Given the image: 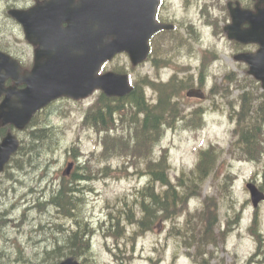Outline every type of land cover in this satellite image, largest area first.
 I'll return each instance as SVG.
<instances>
[{"label": "trees", "instance_id": "1", "mask_svg": "<svg viewBox=\"0 0 264 264\" xmlns=\"http://www.w3.org/2000/svg\"><path fill=\"white\" fill-rule=\"evenodd\" d=\"M252 84H255L254 80H251ZM200 84H203L200 82ZM214 93H218L222 97H226L230 93V84H227L226 86H221L213 89ZM174 93H170L168 97L173 96ZM127 106L124 107L123 110L125 112H121L119 110H116L114 113H117L118 118L123 116V114L129 115L130 117L137 116L139 112H142L144 115L143 117V123L144 125L152 131H156L155 125L157 122L166 123L169 124L172 121H175L176 114L185 113V110L180 107V105L173 103L170 108V111H166V106L163 109H160V107H146L144 100H143V94L139 92V90H133L130 95L127 98L126 102ZM236 104V107L234 106ZM124 106V104H123ZM117 106L113 104L112 102H107L104 105V110L97 111L96 113V120L103 121L105 118L111 119V116L114 109ZM121 107V106H120ZM174 107V108H173ZM229 114L235 113L236 115V129L233 131L234 135L238 136V140L236 143V150L242 155L239 156L238 159L246 160V161H255L260 162L261 158L264 156V130L262 129V124L264 123V91L257 93L256 88L249 89L247 91H243L242 94H240L237 98H235L232 101L228 102L227 107ZM236 109H238V112H236ZM195 112L192 113L189 118L185 121L186 124L197 126L196 120L200 118V121L202 122L201 114H202V108L193 110ZM188 113V114H190ZM46 139V138H45ZM37 141V139H35ZM46 141H43L44 147ZM42 145L39 147L32 146V148L38 149L37 152H40L43 150L41 148ZM31 148V149H32ZM219 148V147H218ZM214 146H209L203 151L197 152V170L196 172L190 171L188 173L182 174L181 176L176 177V183L171 184V180L168 177V171L171 168L170 162L166 159L161 160L158 163H154L152 165H149L147 167L140 166L138 168H135V173L137 174H145L147 182H149V190H136L134 191L131 196L132 198L126 196L123 194H118L108 200H106L105 208L107 210L105 220L98 226V231L103 236V241L106 242L107 238H115L119 239L120 237H125L128 234L134 235L131 231L139 230L142 227L141 222L138 218V210H135L132 205L135 207H140L141 209L144 208V200L142 198L143 195H147L149 192H152L155 188L153 186V183H156L158 187H169L165 190V193H163V196L160 198H156L155 196H152L155 200L159 201L156 202L154 205L158 209H161L160 211L165 213L169 209V204L176 205L178 203L183 204L184 200L182 199V187L181 190H176L175 186L185 184V197L186 201L188 197H191V195H197L200 191V186L202 183L206 180V178L210 175L212 172L214 165L216 164V161L220 158L222 154V149ZM235 145H231V151L230 154L232 156H235ZM32 154L31 150L28 153V157H24V160H30V163L28 166H33L35 161V158L30 159V155ZM23 166V162H21V167ZM147 168V171H146ZM260 190L264 191V173H263V182L259 184L258 187ZM69 194H61L58 197L57 202L55 204L58 208L64 209L63 206H60L61 203H69L72 204V199L75 200L73 197H68ZM72 198V199H71ZM185 203L182 205L181 208L185 207ZM207 203L209 200L206 201ZM79 209V208H78ZM154 211V209H152ZM74 219L76 224V230L71 233L72 236L66 235L62 238V243H59L57 245V238L53 236L54 239H51V243H54V249L48 248L47 250L43 251L41 253L40 257L37 256V254L34 255V258H37L38 261L40 260L41 263L37 264H54L59 259L64 257V255H71L75 259L79 260L81 264H97V257H94V252L91 248V241L88 235H92L95 231V228H91L87 226V222L85 220H82L80 218V211L74 212ZM195 216V220L198 218V215L196 213L193 214ZM238 218V215L236 217V220ZM123 220L128 221L129 224H124L121 226V229H124L127 231V233H123V230L121 233L114 232V229H118L120 227V222H123ZM194 220V221H195ZM214 221L215 218H211L208 220H203L201 218L197 219L196 222H194V227L198 229V233L200 234V237L205 238L206 240H214ZM129 227L131 231L127 229ZM129 231V232H128ZM86 233V237L84 234ZM191 235H188L186 237V240L190 238ZM190 241L192 246L195 244H200L201 240L196 238H191ZM61 242V241H60ZM64 242V244H63ZM188 246V247H190ZM109 250V249H108ZM197 250H200V245H198ZM64 251H66L64 253ZM110 251V250H109ZM39 255V254H38ZM45 259V260H44ZM119 264H123L121 260L118 261Z\"/></svg>", "mask_w": 264, "mask_h": 264}, {"label": "rangeland", "instance_id": "2", "mask_svg": "<svg viewBox=\"0 0 264 264\" xmlns=\"http://www.w3.org/2000/svg\"><path fill=\"white\" fill-rule=\"evenodd\" d=\"M2 2L0 1V6H1ZM2 11H0V27L4 26L6 21L2 15ZM180 14L182 15V12H180ZM178 42V40H177ZM168 43L170 44L171 47H177V45L174 43V39L170 38L168 40ZM220 46H222V44H220ZM228 56V55H227ZM226 61H229L228 58H224L223 62L225 64H229ZM230 68V66H229ZM238 74V72H237ZM217 83H220V81H217ZM233 94L236 95V91L233 89ZM209 101H196V100H188V105L187 106H205ZM185 103V104H186ZM226 106L224 103V107H223V111L219 112V111H212V110H208L204 116V121H205V126L204 128L200 131L199 135L196 138H192L191 135L189 133H181V135H170L168 134L166 136V139L170 138V137H174L176 138V140L174 141V143L171 145L170 147V160L172 165L174 166L175 170H179L182 166H187L190 165L193 159V150L197 147V146H204L206 147L209 143H217L220 144L222 146H224L225 150H228L230 148V142H231V130L234 126V121L232 119L229 118L227 112L225 111ZM165 139V140H166ZM64 145L68 146V141H63ZM42 145V144H41ZM90 146L87 145L84 147L85 150H87ZM65 152H63L62 150H59L53 154H51V166H55V165H60L63 163V158H64ZM43 159V156L41 157V161ZM40 161V162H41ZM217 169L216 171L213 173V175H215V178L218 179V181L220 180V178L223 176V174L227 171H231L232 173H234L236 175V182L235 180L233 181V186H234V196L235 199L237 197V201L235 200V202H233V206H234V210L235 208H241L242 205H244V207L246 206V203L248 205H251L249 203V198L247 199V193L244 191V183L245 181L251 176L250 174L257 170L260 167H264L262 164L261 165H255V164H250V165H241V163L237 162V161H233L231 158H229L227 155H224L217 164ZM82 176V175H81ZM34 177L35 174L33 173L31 178L28 177L27 181L26 179L23 180V182L25 183V189H29L32 187V185H35L34 183ZM47 178V175L44 176V179ZM214 178V180H215ZM123 181V180H121ZM121 181L116 182L114 185H110L111 188H107L106 190L108 191H114V190H120V191H125V190H130V186L129 185H122L121 188H115ZM235 182V184H234ZM218 183V182H217ZM217 183L215 184V186L217 185ZM80 184H84L80 183ZM56 186H57V181H56ZM232 186V188H233ZM50 191V189H49ZM108 192V193H111ZM203 195H206L207 192L209 195L213 194L216 192V188H215V192H214V187L212 185V181L209 183L206 182L203 188ZM84 198L86 199V205L84 208L85 211V215L86 217L89 218H94L97 215V211H95L93 209L94 206H92V203L89 199H87V196L84 193ZM245 199H247L245 201ZM61 206V205H60ZM248 207V206H247ZM245 207V208H247ZM261 219H262V228L264 229V206H261ZM50 209H46V207H44L43 211H41L39 213V215H35L34 212L29 211L30 214H27L28 218H25V224L29 227V230L31 232L36 233V231L38 233H36V237H42V238H46V237H53V236H57L60 238V240L57 241V244L62 243V238L60 237V235L62 236L64 232H61V229H67V227H59L58 225L53 227L55 222H59V220L55 219L53 214L55 213V210H57L58 208H53V207H49ZM250 208V207H248ZM219 209L221 211H219V213L217 214V217H221L223 215L226 216H231L232 217V212H228V213H223L222 211H230V207H229V201L227 200V198H221L220 202H219ZM47 210V211H46ZM168 212V211H167ZM246 210H243V213L245 215ZM53 213V214H52ZM82 213H84L82 211ZM166 213V212H165ZM144 214L145 211H144ZM40 216V217H39ZM103 215H99L97 218L93 219V221L95 222V226H97L96 220L98 218H102ZM245 216H243V221H245ZM36 218H41V222L45 223V222H49L50 224L48 226H46L45 224H43V227L41 229L38 228V225L36 222H32L31 219H36ZM62 223H64L63 226H69L68 222L63 221ZM170 226V224H167V228ZM12 232V230L10 231ZM72 236V235H70ZM84 236L86 237V233L84 234ZM18 240L20 242H23V244H21V247L24 251L28 252L29 249H31L33 246L34 247V251L37 254V256L39 257V255L41 253H43V251L46 250V248H50V249H54V243H51L49 246L48 242L44 241V242H32V243H26V241H24L23 235L21 234H17ZM147 240L145 242H143L142 244H139L138 249L149 253L151 256H157L160 254V246L164 245V242L166 243L165 245V251H164V255L161 258L162 261L159 262V264H190L188 261H185L184 259H178L181 255V253H179L178 256L173 258V254L174 252L177 250V247L175 246V244L173 243V241H171L170 239H165L164 237L159 238L160 242L157 241L154 237L152 236H147L146 237ZM61 241V242H60ZM102 244L99 246L98 244H96L93 248L94 250V257H97V264H112V261L110 260V256L108 255V253L104 252V250H102V246H104V241L103 238L101 239ZM6 242V241H5ZM3 243L1 248H5L7 251L10 249V244L8 242ZM64 244V242H63ZM46 247V248H45ZM47 248V249H48ZM260 248H262V252H264V247L261 246ZM156 249V251H155ZM251 249H253V246L247 241V240H243L240 245H236V255L238 260L243 261V263L246 260V256L248 254V252L251 251ZM66 251H64L65 253ZM39 254V255H38ZM222 257H226L224 258L226 263H229L230 261V255L229 254H220L219 251H217V257L216 260H212L209 262V264H214L217 263L218 260H220ZM45 260V259H44ZM38 259L34 258V257H26L23 258L21 253L16 255L13 259V262L16 264H37ZM38 263H41L40 260L38 261ZM115 264V263H114ZM191 264H193V262H191ZM239 264V263H238Z\"/></svg>", "mask_w": 264, "mask_h": 264}, {"label": "water", "instance_id": "3", "mask_svg": "<svg viewBox=\"0 0 264 264\" xmlns=\"http://www.w3.org/2000/svg\"><path fill=\"white\" fill-rule=\"evenodd\" d=\"M57 7L49 10V14L42 20V18L36 21L35 25L30 26V30H34L40 35H53L54 25L53 20L55 16H60L62 21H66L69 17H78L81 21H84V16L87 15L95 22L88 24L86 27L78 28L73 27L68 30V41H61V52L64 50L80 51L81 47L89 53L95 61H103L107 58V55L113 51L106 52L105 39H98L100 37L110 36L114 37L115 46H111L108 49L112 50L114 47L117 49L129 50L133 46H138L147 39L150 34L158 29L159 26L153 20V13L157 4V0H104L97 8L96 6H90L86 0H79L77 5H74V0H56ZM264 3V0H260ZM114 5V6H113ZM45 14V13H44ZM251 16V15H250ZM73 19V18H72ZM78 20V19H77ZM85 22V21H84ZM248 22L252 27L250 33H253L251 41L258 43L261 47L257 55H244L242 58L250 66L249 74L253 75L256 79L260 80L264 87V9H256V13L248 18ZM86 23V22H85ZM96 27V29H95ZM102 27V31L98 30ZM255 32H254V31ZM30 32V31H29ZM79 32L85 36V32L91 39L88 40L85 45L77 46L83 43V37H79ZM63 34V33H62ZM67 45H65V42ZM64 46V47H63ZM50 51V50H49ZM62 62V61H61ZM60 62V64H61ZM60 64L56 65L59 68ZM61 67V66H60ZM65 66L63 67V70ZM60 70H56L51 73L47 78L56 80V73ZM73 75L77 76V71L73 70ZM113 81L124 85V77H116L114 75L109 76ZM45 80L46 84L55 83L52 79ZM63 83V82H62ZM105 87V86H102ZM127 93V91H125ZM43 99H46L43 97ZM25 105L27 111H33L34 105L30 104V101L25 97ZM15 149V146L9 148V153ZM253 203L258 202L262 195L259 194L254 188L250 189ZM62 264H75L71 260H67Z\"/></svg>", "mask_w": 264, "mask_h": 264}, {"label": "flooded vegetation", "instance_id": "4", "mask_svg": "<svg viewBox=\"0 0 264 264\" xmlns=\"http://www.w3.org/2000/svg\"><path fill=\"white\" fill-rule=\"evenodd\" d=\"M166 12H165V14H166ZM0 46H2V45H0ZM13 51H14L13 46H11L10 43H6L4 47H0V80L3 81V87L4 88L10 87L12 84L10 78L8 77V72H9V69L11 68V64H10L7 57H10V59L12 60L14 58V56L16 55ZM23 60L24 59H22V57L18 56V61L21 65L24 64ZM2 98L3 97L1 96L0 102H1ZM8 131H10L9 127H0V142ZM3 219H4V217H3ZM1 250L3 252H7V251H5L4 247L1 248Z\"/></svg>", "mask_w": 264, "mask_h": 264}, {"label": "bare ground", "instance_id": "5", "mask_svg": "<svg viewBox=\"0 0 264 264\" xmlns=\"http://www.w3.org/2000/svg\"><path fill=\"white\" fill-rule=\"evenodd\" d=\"M84 21L86 22V23H88V24H93L95 21L93 20V19H91L89 16H87V15H85L84 16ZM95 29H96V27H95ZM98 30H100V31H102L103 29H102V27L100 28V29H98ZM43 142L41 141V140H39V141H37V143L35 144V147H39L41 144H42ZM32 148V147H31ZM31 150V152H32V154H31V156H33L34 158H35V161L36 162H40L41 161V157H42V155H41V153L40 152H37L38 151V149H36V148H32V149H30ZM30 152V151H29ZM69 197V196H68ZM70 198V197H69ZM72 199V198H71ZM72 202L74 203L75 202V200H73L72 199ZM75 205H77V203H75ZM154 207H155V205H154ZM158 207V206H157ZM157 207H155V209L156 210H158V211H160L161 209H158ZM58 208V207H57ZM59 210H62V209H60V208H58ZM153 208H151V210H152ZM169 210V209H168ZM167 210V211H168ZM166 211V212H167ZM161 212V211H160ZM163 213V212H162ZM2 218V221H4V219H3V216L1 217ZM6 243V242H5ZM46 248V247H45ZM46 250H47V248H46ZM5 251H7L6 249H5ZM41 255H39V257H40Z\"/></svg>", "mask_w": 264, "mask_h": 264}]
</instances>
